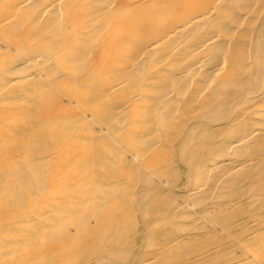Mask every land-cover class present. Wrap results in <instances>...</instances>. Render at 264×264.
<instances>
[{
	"label": "bare ground",
	"instance_id": "bare-ground-1",
	"mask_svg": "<svg viewBox=\"0 0 264 264\" xmlns=\"http://www.w3.org/2000/svg\"><path fill=\"white\" fill-rule=\"evenodd\" d=\"M0 264H264V0H0Z\"/></svg>",
	"mask_w": 264,
	"mask_h": 264
},
{
	"label": "rangeland",
	"instance_id": "rangeland-1",
	"mask_svg": "<svg viewBox=\"0 0 264 264\" xmlns=\"http://www.w3.org/2000/svg\"><path fill=\"white\" fill-rule=\"evenodd\" d=\"M178 163H179V162H178ZM178 166H179L180 170L183 169V166H182L180 163L178 164ZM141 188H143L142 185L139 186V188L137 189V191L141 190ZM138 194H139V193H137V195H138ZM141 230H142V227H141ZM137 238H139V235H137Z\"/></svg>",
	"mask_w": 264,
	"mask_h": 264
}]
</instances>
